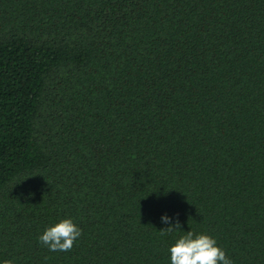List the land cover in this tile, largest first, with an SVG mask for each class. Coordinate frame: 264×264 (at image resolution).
I'll return each instance as SVG.
<instances>
[{
    "label": "trees",
    "instance_id": "16d2710c",
    "mask_svg": "<svg viewBox=\"0 0 264 264\" xmlns=\"http://www.w3.org/2000/svg\"><path fill=\"white\" fill-rule=\"evenodd\" d=\"M190 229L264 264V0H0V259L169 264Z\"/></svg>",
    "mask_w": 264,
    "mask_h": 264
},
{
    "label": "clouds",
    "instance_id": "9594fccd",
    "mask_svg": "<svg viewBox=\"0 0 264 264\" xmlns=\"http://www.w3.org/2000/svg\"><path fill=\"white\" fill-rule=\"evenodd\" d=\"M160 221L166 227L160 230L172 232L180 226L167 212L161 213ZM81 229L72 217H65L45 226L37 236L38 243L49 251H67L80 237ZM169 264H233L216 239L207 233L193 230L184 231L174 237V242L167 249ZM0 264H14L12 259H0Z\"/></svg>",
    "mask_w": 264,
    "mask_h": 264
}]
</instances>
